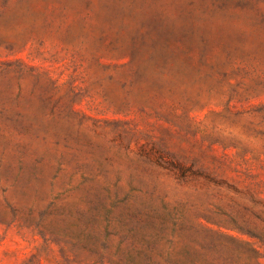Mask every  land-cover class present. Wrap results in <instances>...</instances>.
I'll return each mask as SVG.
<instances>
[{"label": "rangeland", "instance_id": "rangeland-1", "mask_svg": "<svg viewBox=\"0 0 264 264\" xmlns=\"http://www.w3.org/2000/svg\"><path fill=\"white\" fill-rule=\"evenodd\" d=\"M133 208L264 264V0H0V264H129Z\"/></svg>", "mask_w": 264, "mask_h": 264}, {"label": "trees", "instance_id": "trees-1", "mask_svg": "<svg viewBox=\"0 0 264 264\" xmlns=\"http://www.w3.org/2000/svg\"><path fill=\"white\" fill-rule=\"evenodd\" d=\"M98 206H94L97 214L101 216L106 223L109 222V215L111 209L105 207L101 201H97ZM169 215H157L155 211L148 210L143 211L138 208L127 209L125 213H122L121 220L124 224L129 225L128 232L132 235L137 236L143 243V248L135 253L127 255L129 264H162L157 260L156 255L163 257V250L160 246V241L167 236V240L170 243L171 240L168 238V223H171V232L174 231L176 222L175 220L169 219ZM88 238L92 240L96 239L95 236L87 234ZM185 254L189 256L188 252ZM163 264H167L164 260ZM170 264H196L194 260H174Z\"/></svg>", "mask_w": 264, "mask_h": 264}]
</instances>
